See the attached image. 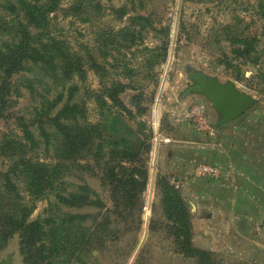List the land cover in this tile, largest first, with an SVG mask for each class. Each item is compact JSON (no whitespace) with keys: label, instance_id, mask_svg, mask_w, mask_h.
<instances>
[{"label":"rangeland","instance_id":"1","mask_svg":"<svg viewBox=\"0 0 264 264\" xmlns=\"http://www.w3.org/2000/svg\"><path fill=\"white\" fill-rule=\"evenodd\" d=\"M76 4L77 11L73 9ZM262 7L264 0H60L50 14L49 30L66 41L71 59L77 55L81 60L80 67L68 75L64 99L79 104L83 115L79 120L98 125L95 142H105L104 157L111 150L107 141L117 140L118 135L129 133L132 140L137 135L149 143L148 150L139 148L148 179L131 205L127 198L120 204L103 179V162H95L94 151L86 150L77 163L63 162L62 175L39 196L28 191L27 175L20 171L11 174L16 192L7 193L32 208L28 221L49 218L47 227L68 226L63 218L73 215L79 239L46 251L37 246L30 258L22 250L20 232H15L0 247V261L9 255L12 264H200L196 258L183 256L172 237L157 186L158 179H166L179 191L190 213L192 245L211 253L203 264H264V191L261 218L238 214L212 218L204 207L196 210L197 203L188 199L169 163L177 147L209 142L217 129L213 123L218 113L211 103L200 94L185 92L192 83L191 70L216 76L221 82L232 80L256 98L249 110L218 128L240 124L246 135L255 136L264 148V81L258 78V73L264 72ZM227 25L236 33L258 39L257 65L235 58L226 69L219 62L223 54L234 58L225 40ZM40 70L28 63L13 76L11 106L0 117V150H15L6 149L5 143L22 141L32 163L55 165L54 127L44 124L45 136L37 125L40 94L49 80ZM236 72H240L239 80ZM114 83L125 85L119 94L124 110L113 106L106 96L105 89ZM110 113L117 126L103 129L108 123L104 118ZM25 130L34 135L38 145L30 144ZM135 143L131 141L128 148L138 149ZM13 159L0 151V172H5ZM197 164L192 162L193 176L208 182L207 177L195 174ZM21 167L22 162L17 165L19 170ZM2 189L0 180V192ZM72 192L82 194L80 205L60 201V196ZM194 215L205 220L195 218L204 225L196 224L193 231ZM62 237L71 238L66 233ZM47 251L52 252L49 258H45Z\"/></svg>","mask_w":264,"mask_h":264},{"label":"trees","instance_id":"2","mask_svg":"<svg viewBox=\"0 0 264 264\" xmlns=\"http://www.w3.org/2000/svg\"><path fill=\"white\" fill-rule=\"evenodd\" d=\"M59 1L0 0V37H7L0 40V117L11 106L10 95L13 76L23 70L28 63L34 67H39L44 72L42 73L43 77L49 79L43 84V94H40L41 102L37 108L36 116L37 125L45 133V136L48 134L43 125L51 124L54 127V133H51L53 157L58 160V163L55 165H47L41 162L32 163L30 157L26 155L22 141L12 140L5 143L6 149L12 147L18 151L0 150L3 154L14 157L7 170L0 172V180L3 186V192H0V247L4 245L7 238L15 232H20L22 250L30 258L37 246H41L39 249L46 251L53 246L68 244L79 239L78 231L74 226V219L77 217L67 215L63 219L69 225H61L60 227H47L51 222L49 218L28 221L29 211L32 208L20 204L17 196L14 198L8 194L16 192L14 183L10 178L11 174H17V171H20L27 175L25 183L28 191L39 196L45 187H48L62 175L63 162L77 163L83 158L82 155L86 150L94 151L93 160L95 162H103V179L111 187L112 193L117 196L115 201L120 204L127 198V203L131 205L137 190H143L148 179L147 169L142 161V152L140 153L139 148L144 146L148 150L149 143L140 140L137 135H134L135 140L130 138L129 133L125 136L118 135L117 140L110 139L107 141L111 150H109L108 156L104 157L102 145L105 142L102 140L95 142L98 125H90L87 123L88 121L84 123L85 120H79L83 118L79 104H71L67 99H64L68 75L74 73L81 60L77 55L76 57L72 56L71 59L66 41L53 36L49 30L50 14L57 9ZM73 9L77 11L80 8L76 4ZM260 15L263 21L262 34L264 36V7H262ZM224 30L225 40L232 47L231 52L234 54V58H228L226 54H223L219 62L226 69H230L231 60L235 58L257 65L256 45L258 39L255 36H244L236 33L230 25L225 26ZM164 50V54H166V45ZM235 75L236 79L239 80L240 72H236ZM258 78L264 81L263 71L258 73ZM124 89L125 85L120 83H114L113 86L105 89L108 99L113 106L120 110L125 109L119 98V94ZM101 102L102 105L106 104L104 100ZM59 104L61 106L58 108ZM108 106L107 108H110ZM55 109L53 115L52 112ZM107 116L104 121H108V123L103 129L109 130L111 127H116V118H109L111 113ZM117 117L121 119V115ZM25 132V137L28 138L30 144L32 146L38 145L34 135L30 131L25 130ZM131 134L133 135L132 132ZM131 141L136 142L138 149L130 150V147L128 148ZM20 162L23 164L22 170L17 168ZM124 163H129V165L124 166ZM157 186L162 193L161 202L165 216L170 223L172 237L183 256L196 258L200 264L210 260L211 253L209 251L198 249L192 245L190 213L179 191L166 179H158ZM59 199L70 206H78L83 202V196L79 192L60 196ZM64 233L69 234L71 238H63L62 234ZM38 243L39 245H37ZM50 256H52V252L47 251L45 258Z\"/></svg>","mask_w":264,"mask_h":264},{"label":"crops","instance_id":"3","mask_svg":"<svg viewBox=\"0 0 264 264\" xmlns=\"http://www.w3.org/2000/svg\"><path fill=\"white\" fill-rule=\"evenodd\" d=\"M212 134L214 137L209 142L177 147L173 159L169 160L172 162L171 172L186 188L188 199L197 203L196 210L204 207L212 218L237 214L261 218L264 191V148L259 144L261 141L258 143L255 136H247L236 123L217 128ZM193 161L219 164L223 169L220 176L208 178L210 180L206 182V178L193 176ZM195 218L205 220L194 215L193 231L196 224L204 225L203 222H195Z\"/></svg>","mask_w":264,"mask_h":264},{"label":"water","instance_id":"4","mask_svg":"<svg viewBox=\"0 0 264 264\" xmlns=\"http://www.w3.org/2000/svg\"><path fill=\"white\" fill-rule=\"evenodd\" d=\"M188 75L192 83L185 89V92L204 96L218 113L213 123L214 128L236 119L256 103L253 95L239 89L232 80L221 82L216 76L199 70H191ZM0 264H12L10 256L1 260Z\"/></svg>","mask_w":264,"mask_h":264},{"label":"built area","instance_id":"5","mask_svg":"<svg viewBox=\"0 0 264 264\" xmlns=\"http://www.w3.org/2000/svg\"><path fill=\"white\" fill-rule=\"evenodd\" d=\"M207 127L211 129L208 125ZM194 171L197 176L207 178H217L221 174V168L210 163H199L194 168Z\"/></svg>","mask_w":264,"mask_h":264}]
</instances>
